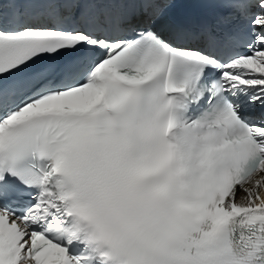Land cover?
<instances>
[{"label":"snow or ice","instance_id":"obj_1","mask_svg":"<svg viewBox=\"0 0 264 264\" xmlns=\"http://www.w3.org/2000/svg\"><path fill=\"white\" fill-rule=\"evenodd\" d=\"M171 2L0 0V264H99L61 172L165 208L133 264H264V0Z\"/></svg>","mask_w":264,"mask_h":264},{"label":"clouds","instance_id":"obj_2","mask_svg":"<svg viewBox=\"0 0 264 264\" xmlns=\"http://www.w3.org/2000/svg\"><path fill=\"white\" fill-rule=\"evenodd\" d=\"M182 171V170H181ZM65 236L85 245L99 264H133L134 254L159 227L165 208L130 196L97 175L58 174Z\"/></svg>","mask_w":264,"mask_h":264},{"label":"bare ground","instance_id":"obj_3","mask_svg":"<svg viewBox=\"0 0 264 264\" xmlns=\"http://www.w3.org/2000/svg\"><path fill=\"white\" fill-rule=\"evenodd\" d=\"M238 195H240V196L242 197V196H243V193H240V194L238 193ZM242 201H243V200H242ZM243 202H244V201H243Z\"/></svg>","mask_w":264,"mask_h":264}]
</instances>
